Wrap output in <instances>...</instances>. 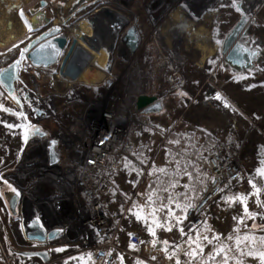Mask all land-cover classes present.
<instances>
[{
  "label": "rangeland",
  "instance_id": "rangeland-1",
  "mask_svg": "<svg viewBox=\"0 0 264 264\" xmlns=\"http://www.w3.org/2000/svg\"><path fill=\"white\" fill-rule=\"evenodd\" d=\"M41 1L46 3L43 10L51 18V23L64 27L70 40L78 39L81 47L89 48L85 50L90 54L100 48L108 59L103 65L104 68L89 65L87 73L82 72L72 82L55 79L59 66H52L41 74L24 76L27 82L14 96L8 98H5L4 88L0 84L3 107L0 109V157L10 140L6 138L10 133L6 127L10 124L9 117L18 122L14 125V130H17L14 136L21 135L22 147L31 134L28 131L32 126H28L34 124L32 108H37L46 113V118L39 127L47 136L61 143L59 150L67 160L68 144L85 139L83 130L88 103L107 97L110 91L107 81L111 82L112 87L121 90L127 80L131 95H155L163 102L170 100L174 104L169 107L170 114L174 110L182 111L185 108L182 120L187 125L194 127L203 120L211 122V125L216 124L212 137L217 140V147L228 141L240 144L238 159L241 168L259 167L264 170V58L251 70H244L230 80L228 77L226 81L218 78L222 74V59L217 65L222 58V38L239 18L235 4L242 2L244 8L245 0H213L208 6L211 10L203 14L192 12L186 6L193 21L185 30L183 39L175 42L173 47V51H179L184 57L181 69L185 85L177 90H171L166 85L164 69L144 72L138 69L136 71V67L138 64L145 65L150 59H157L164 53L158 48L148 46L162 18L151 23L147 9L165 10V4L170 1L171 7L164 12V17L168 12L175 15L179 13L177 3L181 0H130L121 5L115 0H0V70L16 58L24 56L22 53L28 38L34 32L32 28L37 26L34 25L35 12L40 8ZM182 1L186 5L192 3V0ZM259 1L255 2L252 13H245L255 16L252 19L254 45L264 51V12L258 7ZM113 14L123 19V27L134 25L139 31V46L130 56L125 49H121L120 30L115 35L112 33L115 36L112 42H101L96 50L89 46L90 41H85L86 36L94 35L90 30L92 18L100 15L107 25H111L114 23ZM199 16L202 21H199ZM162 27L164 29L166 23ZM200 35L211 39L214 37L217 48L211 52L212 59L198 67L191 64V59L207 57H203L202 51L197 48L200 46L197 42ZM105 38L108 39V36ZM118 107L124 113L132 110V100L122 102ZM148 121L151 126V121ZM257 152L260 155L256 159ZM10 187L0 177V222L3 224L5 241L16 249H22L24 246L13 231L8 198L4 201L2 198V192ZM248 187L240 189L228 207L219 210L217 218L210 222L202 221L190 233L181 231V218L160 220L153 228L146 226L144 232L140 233L141 246L138 249L131 247V250L137 251V257L121 255L120 263L264 264V185ZM75 248L72 245L53 256H63ZM17 259L18 263L28 260L24 257ZM54 264L65 263L56 261Z\"/></svg>",
  "mask_w": 264,
  "mask_h": 264
},
{
  "label": "built area",
  "instance_id": "built-area-1",
  "mask_svg": "<svg viewBox=\"0 0 264 264\" xmlns=\"http://www.w3.org/2000/svg\"><path fill=\"white\" fill-rule=\"evenodd\" d=\"M115 1L121 5L127 4L130 0ZM181 1L177 5L185 11L188 6L190 11L203 14L211 10L208 6L213 0H192L189 5ZM241 4L243 6L242 2ZM170 7L169 1L165 4V10L158 8L161 12L148 8L147 16L152 23H156L164 17V12ZM258 7L264 12V0L259 1ZM250 17L252 20L255 16L250 15ZM113 18L114 23L116 19H120V25L114 26L117 27L114 35L120 30L121 41L127 27H123V19L117 15L113 14ZM99 19L103 21L102 29L92 22L93 18L90 21L95 40L85 39L90 41V47L95 50L101 43L97 42L101 31L112 26V24L107 25L100 15ZM155 36L159 37V33L157 32ZM68 47H65L54 65V67L59 66L55 79L72 82L79 77L82 70L76 79L67 78L60 73ZM121 49H125L128 56L133 54L122 43ZM163 52L162 56L154 61L138 65L136 71L137 69L144 72L158 71L162 68L166 71L165 82L168 88L180 89L185 85L181 69L184 65L183 54L172 49H164ZM87 65L84 67L86 68ZM47 69L34 67L25 55L21 57L18 66L19 81L15 83L16 93L27 82L24 76L41 74ZM127 82L125 80L121 90L110 85L106 98L88 103L83 130L85 139L68 144L67 160L60 152L61 143L57 140L56 151L60 154L58 165L50 163L48 139L52 138L51 136L39 138L36 134H31L27 137L22 145L16 168L7 175L18 194L15 214L12 215L13 231L24 247L16 249L5 241L3 224L0 222V264H54L56 261L65 264H121V255L137 257V251L131 250V247L138 249L141 246V234L127 226L129 215L135 210L133 206L135 194L124 195L112 179L113 173L122 167L123 161L130 159L129 126L149 127L147 116L135 106L136 98L141 94L131 95ZM131 100L133 109L125 113L121 112L118 105ZM1 101L0 97V103ZM38 111L43 110L32 108L31 117L34 124L28 127H39L46 118V113L43 111L44 117L38 119L36 116ZM9 120L18 123L12 117H9ZM240 150V144L226 142L220 147L215 145L206 155L202 165L206 180L198 200L189 205L184 212L180 224L183 233H190L200 226L206 207L221 193L222 188L243 177L244 173L238 159ZM110 192L117 204V209L113 211L107 209L103 203V197ZM25 227L33 232L42 228L46 234L56 230L58 234L49 242L29 240L24 233ZM72 245H76V248L54 258V254L64 248L69 249ZM43 250H47L50 255L48 263L42 262L38 257L23 254ZM17 257L28 260L18 263Z\"/></svg>",
  "mask_w": 264,
  "mask_h": 264
},
{
  "label": "crops",
  "instance_id": "crops-1",
  "mask_svg": "<svg viewBox=\"0 0 264 264\" xmlns=\"http://www.w3.org/2000/svg\"><path fill=\"white\" fill-rule=\"evenodd\" d=\"M178 9L179 13L171 15L172 13L168 12L162 18V22L158 28H155L148 46L162 51L164 49L173 50L175 42L183 39L185 30L193 20L184 8L178 6ZM199 21H202V17ZM165 23L166 27L163 29L162 26ZM157 32L159 37L155 36ZM197 42L200 45L197 48L202 51V56L207 57H200L201 59L197 60L192 58L191 64L200 67L212 59L211 52L217 46L214 37L211 39L208 36H201ZM189 43L187 47L190 46ZM150 61H154V58ZM220 61L221 58L217 65ZM221 69L222 74L218 78L223 81H226L227 77L230 80L234 76L240 75L230 70L224 63H221ZM4 92L5 98L10 97L5 90ZM0 97L2 99L1 91ZM161 101L160 112L145 114L151 121V126L144 128L129 126L130 159H125L122 167L112 175L115 186L124 195L135 194L133 199L135 210L129 215L127 226L140 233L144 232L146 226L153 228L157 222L163 219L170 217L183 219L186 208L199 198L206 180V173L202 165L206 155L213 150L217 143V140L212 137L216 124L211 125V122L203 120L194 127L187 125L185 120H182L185 108L182 111L174 110L170 114L171 108L169 109V107L174 104L167 99L164 102ZM1 104L2 102L0 109H3ZM9 123L6 127L10 133L6 138L8 140L10 138V140L2 152L3 156L0 157V177L4 178L11 187L2 192L3 201L12 192H15L7 175L16 168L21 156L19 151L22 150L21 135L14 136V132L17 131L14 130L16 123L12 121ZM35 129L36 127L32 126L28 133L33 134ZM259 155L257 152L256 159ZM242 170L243 177L234 183L225 185L221 193L206 207L202 221L210 222L217 218L219 210L227 208L240 189H246L245 187L249 188L248 186L255 184L264 185V170L262 168L253 167L250 169L243 166ZM103 203L111 211L117 209L112 192L103 197Z\"/></svg>",
  "mask_w": 264,
  "mask_h": 264
},
{
  "label": "water",
  "instance_id": "water-1",
  "mask_svg": "<svg viewBox=\"0 0 264 264\" xmlns=\"http://www.w3.org/2000/svg\"><path fill=\"white\" fill-rule=\"evenodd\" d=\"M45 5L46 3L41 1L40 9L43 10ZM235 8L239 13V18L222 38L220 56L222 57L223 63L227 65L230 70L241 74L242 71H249L253 68V65L250 63H252L251 61H254L256 56L260 55V53L261 55L256 59V64L261 62L264 57V51L254 45V37L252 35L253 21L251 17L244 12L240 2L235 4ZM40 13L44 16L43 22L32 28L34 32L28 38V43L22 55L24 54L26 56L32 66L47 69L56 64L65 47L69 46L62 61L60 73L65 77H70V79H76L81 73L79 72L81 65L77 64L76 60L80 49V47L79 49L76 47V39L73 38L70 41L69 36L64 31V27H60L57 24L53 25L51 23V18L47 16L45 11H40ZM246 37L248 40L244 44L242 41L243 38ZM121 43L128 48L130 53H134L137 50L140 43V34L134 25H130L126 28L121 37ZM19 63L20 58L18 57L0 70V84L10 96H14L16 93L15 83L19 81ZM108 66L109 64L106 68H108ZM107 84L110 86L111 82L107 81ZM135 106L142 114H155L161 111L162 101L155 95L141 94L136 98ZM36 116L38 119H41L44 117V112L38 111ZM33 134H36L39 138L47 137V133L39 127H36ZM48 143L50 163L58 165L60 154L56 151L57 140L49 138ZM17 200L18 194L16 192L10 194L8 197V208L11 215L15 214ZM24 233L29 240L49 242L56 237L58 231L54 230L46 234L42 228H38L36 232H33L25 227ZM23 254L38 257L44 263L50 261V255L47 250L30 251L24 252Z\"/></svg>",
  "mask_w": 264,
  "mask_h": 264
},
{
  "label": "bare ground",
  "instance_id": "bare-ground-1",
  "mask_svg": "<svg viewBox=\"0 0 264 264\" xmlns=\"http://www.w3.org/2000/svg\"><path fill=\"white\" fill-rule=\"evenodd\" d=\"M257 0H245V2H246V6H244V8H243V10H244V12H246V13H249V12H251V10H252V8H253V6H254V4H255V2H256ZM252 13V12H251ZM92 22L94 23V24H96V25H98L99 26V28L100 29H102V27H103V21L101 20V19H99V16H97V17H94L93 18V20H92ZM83 23V22H82ZM84 24V23H83ZM118 26V25H120V19H116V22L114 23V25L112 24V26H110V28L109 29H106V30H103V31H101V33L99 34V36L97 37V39H99L97 42L98 43H100V42H106L107 44L109 43V42H112V40H114V36H113V34L112 33H115V31H116V28H114V26ZM81 27H83L82 25H81ZM71 29H73V27H71ZM115 29V30H114ZM90 35H91V33H90ZM106 36H108V39H106L105 37ZM74 37H77V36H74ZM85 37V36H84ZM80 38H81V36H80ZM83 38V37H82ZM86 40H88V39H90V40H95V38L94 37H86L85 38ZM101 39V40H100ZM105 39V40H104ZM141 39V38H140ZM77 41L78 42H76V47H77V49H79V47H80V49H79V56H78V60H79V62H78V64L80 63V65H81V69L79 70V72H81V70H82V72L83 73H87V67L85 68L84 67V65H87V64H90V66L92 65V66H96V67H98V68H101V67H103V65H104V63H105V61L108 59L107 57H106V54L104 53V51H102L100 48H98L97 50L98 51H95V52H92L91 54L90 53H88L87 52V50H85V49H89L87 46L86 47H81V43H80V41L77 39ZM111 44V43H110ZM100 45H101V43L98 45L99 47H100ZM90 46V45H89ZM102 47V46H101ZM107 47V46H106ZM104 48V47H103ZM109 49V48H108ZM107 53H108V51H107ZM95 57H94V56ZM95 58V59H94ZM88 66V65H87ZM104 68V67H103ZM75 74V73H74ZM68 78V77H67ZM70 78V77H69ZM79 82H81V81H79Z\"/></svg>",
  "mask_w": 264,
  "mask_h": 264
},
{
  "label": "flooded vegetation",
  "instance_id": "flooded-vegetation-1",
  "mask_svg": "<svg viewBox=\"0 0 264 264\" xmlns=\"http://www.w3.org/2000/svg\"><path fill=\"white\" fill-rule=\"evenodd\" d=\"M40 11H44V10H42V9H37V11L35 12V19H34V25H38V24H40V23H42L43 22V18H44V16H42V14L40 13ZM38 13V14H37ZM247 40H248V38L246 37V38H243V43L245 44L246 42H247ZM261 49V48H260ZM24 55V54H23ZM260 55H261V53H260ZM260 55H258V56H256V58H255V60L253 61H251L252 63H250V64H252L253 65V67H255L257 64H256V59H258L259 58V56ZM264 58V57H263ZM253 59V58H252Z\"/></svg>",
  "mask_w": 264,
  "mask_h": 264
},
{
  "label": "snow or ice",
  "instance_id": "snow-or-ice-1",
  "mask_svg": "<svg viewBox=\"0 0 264 264\" xmlns=\"http://www.w3.org/2000/svg\"><path fill=\"white\" fill-rule=\"evenodd\" d=\"M9 127H11V126H9Z\"/></svg>",
  "mask_w": 264,
  "mask_h": 264
}]
</instances>
